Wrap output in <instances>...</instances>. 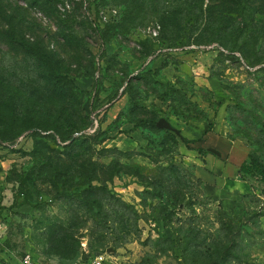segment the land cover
<instances>
[{
	"label": "rangeland",
	"instance_id": "rangeland-1",
	"mask_svg": "<svg viewBox=\"0 0 264 264\" xmlns=\"http://www.w3.org/2000/svg\"><path fill=\"white\" fill-rule=\"evenodd\" d=\"M216 116L260 165L229 209ZM25 256L264 264V0H0V264Z\"/></svg>",
	"mask_w": 264,
	"mask_h": 264
},
{
	"label": "crops",
	"instance_id": "crops-1",
	"mask_svg": "<svg viewBox=\"0 0 264 264\" xmlns=\"http://www.w3.org/2000/svg\"><path fill=\"white\" fill-rule=\"evenodd\" d=\"M122 99L116 101L108 111L110 115H117L119 104ZM209 120H202L198 127L204 133L200 141L207 154L204 157L205 165L208 167L206 172L202 173V180L207 196L211 201H215L222 209H229L236 205L240 197L248 195L251 192L250 183L238 175V166L246 159L237 162L236 166L230 165L220 153L233 151V146L223 135L224 125L220 122L218 116L213 120V125L209 128ZM210 129V130H209ZM203 144V145H202ZM219 153H217V151ZM213 154H211V153ZM232 153V152H231ZM215 154V155H214ZM221 155V156H220ZM231 156V154H230ZM236 157V154H233ZM233 157V158H234ZM237 158V157H236ZM55 263V260H49Z\"/></svg>",
	"mask_w": 264,
	"mask_h": 264
},
{
	"label": "trees",
	"instance_id": "trees-1",
	"mask_svg": "<svg viewBox=\"0 0 264 264\" xmlns=\"http://www.w3.org/2000/svg\"><path fill=\"white\" fill-rule=\"evenodd\" d=\"M164 64H161L159 68L164 67ZM210 123H209V128H210ZM210 130V129H209ZM200 139H196V141H199ZM200 151H205L203 148H198ZM248 159V160H247ZM260 167L259 163L256 162L254 158H252L250 155L244 159L241 164L238 166V175L241 178H245V176H250L253 175L254 172Z\"/></svg>",
	"mask_w": 264,
	"mask_h": 264
},
{
	"label": "built area",
	"instance_id": "built-area-1",
	"mask_svg": "<svg viewBox=\"0 0 264 264\" xmlns=\"http://www.w3.org/2000/svg\"><path fill=\"white\" fill-rule=\"evenodd\" d=\"M21 264H35L29 256H25L21 260ZM52 264H59V263H52ZM75 264H84L83 261L79 260ZM88 264H101L100 258L98 256H95L92 260H90V263Z\"/></svg>",
	"mask_w": 264,
	"mask_h": 264
},
{
	"label": "water",
	"instance_id": "water-1",
	"mask_svg": "<svg viewBox=\"0 0 264 264\" xmlns=\"http://www.w3.org/2000/svg\"><path fill=\"white\" fill-rule=\"evenodd\" d=\"M156 125L157 127L159 128H166V129H172V127L170 126V124L165 121L164 119H159L157 122H156Z\"/></svg>",
	"mask_w": 264,
	"mask_h": 264
}]
</instances>
